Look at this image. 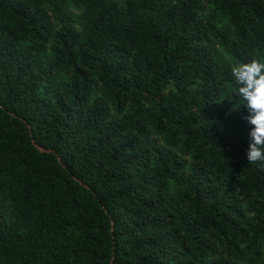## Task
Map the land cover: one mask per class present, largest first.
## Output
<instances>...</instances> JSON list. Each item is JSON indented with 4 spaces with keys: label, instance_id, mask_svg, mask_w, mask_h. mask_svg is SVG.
<instances>
[{
    "label": "trees",
    "instance_id": "trees-1",
    "mask_svg": "<svg viewBox=\"0 0 264 264\" xmlns=\"http://www.w3.org/2000/svg\"><path fill=\"white\" fill-rule=\"evenodd\" d=\"M250 59L264 0H0V264H264Z\"/></svg>",
    "mask_w": 264,
    "mask_h": 264
},
{
    "label": "clouds",
    "instance_id": "clouds-1",
    "mask_svg": "<svg viewBox=\"0 0 264 264\" xmlns=\"http://www.w3.org/2000/svg\"><path fill=\"white\" fill-rule=\"evenodd\" d=\"M236 95L247 108L243 119L251 126L246 150L248 164L264 170V60L250 59L230 66Z\"/></svg>",
    "mask_w": 264,
    "mask_h": 264
},
{
    "label": "water",
    "instance_id": "water-1",
    "mask_svg": "<svg viewBox=\"0 0 264 264\" xmlns=\"http://www.w3.org/2000/svg\"><path fill=\"white\" fill-rule=\"evenodd\" d=\"M35 146H36V145H35ZM36 148H38V150L41 151V152H44V151H45L43 148H41V147H39V146H36Z\"/></svg>",
    "mask_w": 264,
    "mask_h": 264
}]
</instances>
